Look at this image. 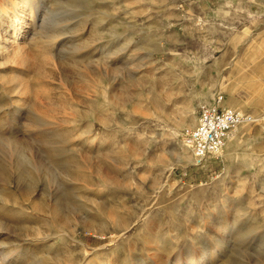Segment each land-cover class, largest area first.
Listing matches in <instances>:
<instances>
[{
    "label": "rangeland",
    "instance_id": "rangeland-1",
    "mask_svg": "<svg viewBox=\"0 0 264 264\" xmlns=\"http://www.w3.org/2000/svg\"><path fill=\"white\" fill-rule=\"evenodd\" d=\"M0 167V264H264V0H0Z\"/></svg>",
    "mask_w": 264,
    "mask_h": 264
},
{
    "label": "built area",
    "instance_id": "built-area-1",
    "mask_svg": "<svg viewBox=\"0 0 264 264\" xmlns=\"http://www.w3.org/2000/svg\"><path fill=\"white\" fill-rule=\"evenodd\" d=\"M255 122L253 115L226 107L223 97H218L200 106L197 124L186 131L185 144L199 166L218 156L226 141L241 126Z\"/></svg>",
    "mask_w": 264,
    "mask_h": 264
},
{
    "label": "bare ground",
    "instance_id": "bare-ground-1",
    "mask_svg": "<svg viewBox=\"0 0 264 264\" xmlns=\"http://www.w3.org/2000/svg\"><path fill=\"white\" fill-rule=\"evenodd\" d=\"M248 125V124H247ZM245 126V125H244ZM242 127V126H241ZM229 140V139H228ZM228 140L226 141V144H225V146L223 147V149L221 150V151H223L224 150V148L226 147V145H227V142H228ZM185 142V141H184ZM185 146H186V144H185ZM187 147V146H186ZM188 148V147H187ZM61 158V157H60ZM61 161H64L63 159L61 160ZM195 161V160H194ZM196 163V162H195ZM27 167V166H26ZM1 168V167H0ZM30 168V167H29ZM76 168V167H75ZM78 169H79V167H78ZM22 170V169H21ZM69 171H70V169H69ZM79 171H81V170H79ZM33 172H34V169L33 168H31V169H23L22 171H20V173H19V180H21V182H22V180H28L29 182L33 179ZM72 172H74V171H72ZM71 173V172H70ZM71 175V174H70ZM27 189H31V187L29 188V186H28V188ZM23 191V190H22ZM24 193V192H23ZM28 193V192H27ZM23 195V194H22ZM25 195H27V194H25ZM36 209H38V208H36ZM83 225H85L86 227H88L89 226V224L88 223H85V224H83ZM63 238V237H62ZM224 238V237H223ZM228 239V238H227ZM224 240V239H223ZM225 241V240H224ZM224 243V242H223ZM205 250V249H204ZM23 251V250H22ZM156 252H158L157 250H156ZM195 254V253H194ZM33 255V254H32ZM31 255V256H32ZM208 255V254H207ZM206 255V253L204 252V253H202L201 255H199L196 259H191V260H189L188 262H187V264H200L203 260H204V258L207 256ZM4 256V255H3ZM36 256V255H35ZM151 258V257H150ZM4 259H6V260H9L10 262H12L11 264H17L20 260H23V259H25V254L23 253V252H21L20 250L19 251H13V252H10L9 254L8 253H6V255H5V257H4ZM148 262V261H147ZM6 263V262H5ZM138 264V263H137ZM148 264V263H147Z\"/></svg>",
    "mask_w": 264,
    "mask_h": 264
},
{
    "label": "crops",
    "instance_id": "crops-1",
    "mask_svg": "<svg viewBox=\"0 0 264 264\" xmlns=\"http://www.w3.org/2000/svg\"><path fill=\"white\" fill-rule=\"evenodd\" d=\"M227 105H229L230 107L235 108L236 110L239 111L237 106H234V105H231V104H228V103H227ZM244 113H248V112H244ZM245 126L246 127L240 128V130L238 131L237 134H234L233 136L230 137V144L232 146L231 149L239 144V142L241 141L242 137H244V136H246L247 134L250 133V129L248 128L249 126L248 125H245Z\"/></svg>",
    "mask_w": 264,
    "mask_h": 264
}]
</instances>
